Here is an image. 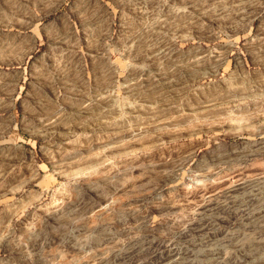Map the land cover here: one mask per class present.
I'll list each match as a JSON object with an SVG mask.
<instances>
[{"label":"rangeland","instance_id":"rangeland-1","mask_svg":"<svg viewBox=\"0 0 264 264\" xmlns=\"http://www.w3.org/2000/svg\"><path fill=\"white\" fill-rule=\"evenodd\" d=\"M0 264H264V0H0Z\"/></svg>","mask_w":264,"mask_h":264}]
</instances>
